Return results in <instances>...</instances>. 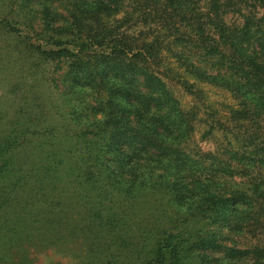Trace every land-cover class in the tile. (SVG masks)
<instances>
[{"label":"trees","instance_id":"16d2710c","mask_svg":"<svg viewBox=\"0 0 264 264\" xmlns=\"http://www.w3.org/2000/svg\"><path fill=\"white\" fill-rule=\"evenodd\" d=\"M259 6L0 0V44L18 76L9 95L22 94L11 113L0 101V261L14 260L10 245L24 264L68 231L85 264H264ZM169 82L230 93L233 126L217 123L215 150L193 141L198 113ZM44 84L59 96L54 114Z\"/></svg>","mask_w":264,"mask_h":264},{"label":"rangeland","instance_id":"374dc122","mask_svg":"<svg viewBox=\"0 0 264 264\" xmlns=\"http://www.w3.org/2000/svg\"><path fill=\"white\" fill-rule=\"evenodd\" d=\"M255 11L261 16L264 13V8L259 6ZM226 19L227 22L230 23L234 21L236 17L233 18L232 15H228L226 16ZM1 47L0 101L3 103L8 102V108L11 113L19 104L22 94L19 93L16 96L9 95L11 86L18 81L17 73L9 69L17 66L13 65L12 67H8L3 44H0V48ZM12 60L14 61L15 59ZM190 82L192 83L194 81L191 79ZM169 85L184 108L188 110L194 109L198 113V121L193 141L196 144H199L204 151L215 150L219 144L223 143L222 128H219L217 123L220 124L221 122L226 127L230 126L231 129L233 126L231 122V124L229 123V117H231L230 110L235 102L230 93L220 88L195 83V88L197 87L201 89L202 94L194 95L174 82H169ZM36 89L39 94L38 96H41L42 101L46 105V113H48V110L53 114L58 112L57 105L60 100L56 90H54L49 84H44V86L36 85ZM71 225L74 226V223ZM59 232H61V229H59ZM66 235L67 239L70 241L65 242L63 239L56 243L51 249H31L30 256H28V259L24 260V264H85L87 262V252L85 247L81 245V238L79 240H72L68 231H66ZM6 250L13 253L14 260L10 262L0 261V264H22L20 260L27 258L22 257L21 247L11 249V246L8 245Z\"/></svg>","mask_w":264,"mask_h":264}]
</instances>
